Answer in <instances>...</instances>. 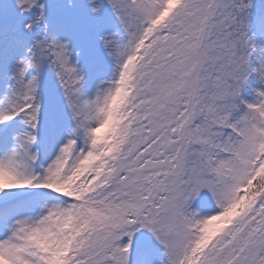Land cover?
Here are the masks:
<instances>
[{
	"label": "snow or ice",
	"instance_id": "obj_1",
	"mask_svg": "<svg viewBox=\"0 0 264 264\" xmlns=\"http://www.w3.org/2000/svg\"><path fill=\"white\" fill-rule=\"evenodd\" d=\"M0 264H264V0H0Z\"/></svg>",
	"mask_w": 264,
	"mask_h": 264
}]
</instances>
